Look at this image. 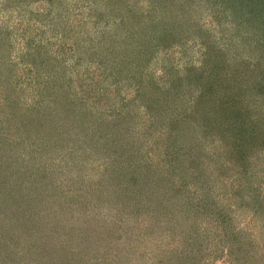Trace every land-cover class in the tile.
Returning <instances> with one entry per match:
<instances>
[{
	"label": "rangeland",
	"instance_id": "rangeland-1",
	"mask_svg": "<svg viewBox=\"0 0 264 264\" xmlns=\"http://www.w3.org/2000/svg\"><path fill=\"white\" fill-rule=\"evenodd\" d=\"M108 1L111 6L107 8L105 4ZM117 1L122 7L121 19L143 17L148 15L151 9L149 0H0V37H5V44H0V174L10 176L12 172L14 173L11 177L8 176L7 185L17 199L20 197V191L25 190L27 195L25 192L23 195L28 199L31 198L32 202L35 200L33 203L37 206L35 204L32 207V202L27 204L30 208L28 210L33 212L30 220L34 223L37 222L35 219L38 216L40 219L47 210H54L53 207L58 205L62 206L63 215L76 218L75 220L69 218L62 223L47 219V223L43 225L46 233L44 240L48 238L53 244L59 241L62 244L59 242L58 251L53 254V251L51 253L48 251V247L43 251L45 257L41 260L38 257L34 259L29 252L30 249L29 251L27 249L39 248L42 245L37 239L34 241L27 237L24 231L22 232L24 235L15 234L10 238L6 237L7 241L5 237H0L1 243L5 242L10 246L7 248L8 254L10 252L12 255L25 258L28 255L31 264H119L121 256L126 258L129 255L127 249L132 252L134 248L132 246V241H135L132 239L134 235L126 228L131 226L139 230L141 225L150 224L149 221H145L147 219H134L132 212L139 205L143 206H140L141 209L146 208L145 203H148L147 211L153 214L158 211L155 208L153 211L150 209L158 203L160 195L155 190L150 191L144 187L145 180L148 181L149 178L142 175L140 167L147 162L154 166H168L166 159L168 145L165 140L166 132L163 130L166 123L157 121L160 118V111L150 98L153 96L161 99L162 89L169 87L170 82L175 79L172 77L175 73L179 77V74H183L187 69H195L199 65L201 67L202 48L193 39L187 41L188 36L186 38L183 35L180 38L181 43L176 44L173 39L170 41L173 46L165 49L154 39L145 36L143 31H138V26L131 29H126L123 25L121 28L118 27L120 18L115 14ZM205 2L202 0V4ZM209 3L212 1L209 0L206 5H202V8L194 12L196 23L199 21L203 29L215 35L225 50L235 47L244 51V45L239 42L242 38L236 34V26L240 24L238 19L233 21L230 15L222 16V13L210 15L212 7ZM48 10L52 11L51 16L57 17L53 19L56 25L51 23L52 18L46 17V14L44 18L42 17V14ZM158 12L159 10L152 16H157ZM174 20L172 19L168 24H172ZM176 21L179 22V19ZM157 29L160 32L162 27ZM178 31L180 30L177 29L173 35ZM132 37L137 40L136 46L150 44V47L139 54L128 53L126 44L132 41ZM235 42L238 45H235ZM109 45L116 47L109 49ZM93 49L100 51L101 59L92 53ZM242 55L244 58L247 57L245 53ZM234 62L230 63L234 64ZM123 66L125 70L129 67L134 70L130 72L122 70L124 75H119L118 68ZM235 68L237 71L241 70L238 64L234 66ZM115 75L118 81H112ZM196 79L194 77L188 80L196 83ZM242 93L243 91L237 92L232 96V101L241 98ZM195 95L197 91L194 89L188 100L193 99ZM255 99L243 103V106L252 103L251 106L256 107L258 102ZM209 104L210 102H207L200 110L210 109ZM120 110L126 113L125 127L120 129L122 133L114 137L116 140L108 145L112 144L110 146L114 147L115 154L122 151L127 155L133 154L134 158L130 163H125L135 167L134 170L137 168V172H134L136 182L133 187L129 186V181H117L119 176L116 174L112 176V171L107 170L110 161H107L104 147L108 145L105 144L104 139L100 140L102 132L112 127L114 124L112 121ZM246 110L250 108L247 107ZM256 111L257 117L262 118L261 111H264V105ZM257 123L260 122L256 120L253 123L254 128L257 127ZM188 129L199 130L201 127L196 122H190ZM87 133L89 136L86 135ZM209 133L212 137L204 143L200 141V148L204 154V157H198L202 163V172L205 170L222 172V183L218 180L213 183L209 193L215 195L220 191L227 195L226 198L230 203L232 202L229 207L233 208L225 207L224 212L234 209L231 211L232 228L236 230H231L232 234L236 232L242 234L245 231L250 234L249 237L253 239L257 251H255L256 255L249 254L255 259L264 260V228H261L260 222L264 220V216L258 214L253 216L254 206L258 203L254 205L248 203L254 197H258L261 201L264 199V156L259 155L251 159L248 174L242 172L235 174L232 168L238 164L231 163L233 158L228 148L221 144L220 139L218 140L214 129H210ZM176 145L175 149H180V145L177 143ZM202 145L207 147L204 148ZM190 153L196 155L194 152ZM177 155L178 159L173 165H176L174 172L180 179V186H184L185 189L193 187L195 189L196 184L191 181V177L183 178L179 175L183 171L179 167L181 164L179 159L182 157ZM35 169L41 174L38 180L22 183L24 189L18 186L21 179L26 176L20 174ZM162 170L165 168L163 167ZM191 170L184 171L189 173ZM243 175L247 177L244 179ZM127 176L133 177L132 174ZM240 179L246 190L241 192L244 200L236 202L231 196L238 193L236 189ZM118 183L122 184L123 188L120 193L118 191L121 186L118 189L116 187ZM37 186L46 187V190L37 192ZM122 193L126 195L125 200L120 201L125 213L116 215L114 211L116 196H121ZM104 195L110 200L103 199ZM58 197L61 202L57 200ZM197 198L198 196H195L194 199ZM132 200L137 201L136 207L130 206ZM124 202H127L126 206ZM183 202L182 199L178 200V205L185 206L186 202ZM2 203L6 205L5 202ZM15 204L11 210L14 209ZM8 215V212L0 211V229L3 226L16 224L17 221L20 223L21 215L14 220H9ZM99 219H102L105 225L119 228L121 237L118 240H122L120 249L123 254L113 249L114 244L102 246L110 240L98 234L100 229L96 228L94 235L87 231L85 224L93 228L94 223ZM157 221L162 220L157 219ZM204 223L203 221L202 224L205 225ZM122 226L125 228L121 230ZM55 228L60 229L54 230ZM148 228L153 229V225L150 224ZM141 230L144 232L143 228ZM61 232L65 234L66 240L60 235ZM167 232L168 228L161 231L164 235ZM206 234L210 235L208 231ZM100 238L104 243L99 242ZM152 239L145 243L140 241L139 251L144 248L152 251L148 255L153 254L155 257L161 247L162 249L175 247L174 249L180 252L189 245V239L185 247L180 236L166 243L163 242L165 240L162 237ZM95 243L99 245L97 250L93 248ZM129 244H132L131 249L128 248ZM87 248L91 254L84 256L83 253ZM104 256L107 262L104 261ZM201 258L199 264H204V261L205 264H229L224 254L210 260ZM112 260L115 261L109 262ZM136 260L137 264H154L150 261L143 262L142 259ZM151 260L153 261V258ZM11 263L8 257L0 255V264ZM121 263L130 264V261Z\"/></svg>",
	"mask_w": 264,
	"mask_h": 264
},
{
	"label": "trees",
	"instance_id": "trees-1",
	"mask_svg": "<svg viewBox=\"0 0 264 264\" xmlns=\"http://www.w3.org/2000/svg\"><path fill=\"white\" fill-rule=\"evenodd\" d=\"M204 1L206 2L202 4V0H173V2L172 0H149L151 9L148 15L143 17L133 16L129 20L127 17L126 19L120 18L122 7L120 6V3H118L119 1H117V11L114 9L116 11V17L120 18L117 25L118 27L121 28L123 25L124 28L131 29L138 26V31H143L145 36L154 39L158 44L165 47V49L173 46L170 43L173 39H175L173 41L176 42V44L182 41L180 38L183 35L186 36V38L188 36L186 39L187 41L193 39L199 43L202 48L201 67L199 65V67L195 69H187L183 74H179V77L178 74L175 73L176 75L174 74L175 76H172L175 77V79L172 78L173 80L170 82L169 87H167V89L164 88L165 86L163 87L164 89H162L161 92L163 96L161 99L153 96L150 98L160 111V118H158L157 121H164L166 123V126H161V128L163 127V130L166 132L165 140L169 147V149L167 147L166 152L168 166L165 167L163 165L165 170H162L163 167L157 165L154 166L149 162L140 166L142 169V175L149 178L148 181L145 180L144 187L150 189V191L155 190L156 193L160 195V200H157L158 203L150 209L153 211L155 208L158 209V211L153 214L152 212L147 211L148 203H145L146 208H144V210L141 209V207H143L141 205L137 207L135 206L137 201H131L130 206L132 205L136 207L132 212L134 219H147L145 221H149V223L153 225V229H149L148 226H150V224L147 223L143 226L141 225L139 230L134 229L131 226L126 228L127 230L132 231L134 235L132 239L135 240L132 241L133 245H128V248L131 249V245L134 248L132 249V252L127 249L129 255H127L126 258L121 256V261L118 260L119 264H122L121 262L125 263L126 261L128 263L130 261V264H137L136 259H142L143 262H154V264H199L202 260L201 257L210 260L211 258H218L223 254L227 256L229 264H264L263 259H261L262 261L257 258L255 259L249 254L256 255L255 251H257L255 243L252 241L253 239H250L249 237L250 234L246 231L242 234H239L238 232L232 234L231 230H234V228H232L233 219L231 211H234V209L226 213L224 212V208L229 207V205L232 204V202L230 203L226 198L227 195H224L218 190L215 195H210L209 193V189L213 187V183H216L217 180L222 183V172L214 170H205L202 172V163L198 158L202 156L204 157L203 151L200 148V141L202 140L204 143L208 138L212 137L209 133L210 129H214L218 140L220 139L221 144L228 148L232 158L236 161L235 162L232 159L231 163L233 165L238 164L232 168L235 174L241 172L248 174L251 167V165H249L251 159L255 157L257 158L259 155L261 157L264 156V111H261L263 112L262 118L257 117L258 112L256 111V109L260 110V107L264 105V0H210L212 1V3H209L212 7V11L209 13L210 15L214 13H222V16L230 15L233 21L238 19V23L240 24H237L236 26V34L242 38L239 42L244 45L243 48L244 51L247 50L246 52L237 50L235 47H231L230 49L226 48L227 50H225L215 35L211 34L210 31L203 29L199 21L196 23L197 19L194 12L196 9L199 10L202 8V5H206L209 0ZM105 6L108 8L111 6V3L108 1ZM157 10H159L158 15L152 16ZM51 12V10H48L46 13L42 14V17L44 18V15L46 14V17L49 16L52 18L51 23L53 22V25H56L53 19L57 17L51 16ZM172 19H179V22L174 20L172 24H168L172 22ZM214 19H217V17H214ZM158 27H162L160 32H158ZM177 29L180 31L173 35ZM4 38V36L0 37L1 45L5 44ZM136 42L137 40H135V37H132V41L126 44L128 45L126 49L128 53L139 54L142 50L150 47V44H144L138 47L135 45ZM139 42H141V40H139ZM235 45H238V43L235 42ZM134 46L135 48H133ZM115 47L116 46L114 45L108 46L109 49H115ZM92 53H95L101 59L100 51L98 49H93ZM244 53L247 54L246 58L242 55ZM231 61H235L234 64L230 63ZM237 64L241 68L239 71H237L238 67L234 69V66ZM123 68L124 66L118 68L119 75H124L122 70L125 69ZM132 69L134 70V68L130 69L129 67L125 71L130 72ZM116 77V75L113 76L112 81H118ZM194 77L197 78L196 83L189 82L188 79ZM194 89L197 91V95H195L193 99L188 100ZM242 91V97L236 98L237 101H232V96L237 94V92L240 93ZM186 96H188V98H186ZM214 97L215 100H213ZM253 99L258 102L256 107H252V103L243 106V103L252 101ZM207 102H210V109L200 110V108L206 105ZM156 106L154 107L156 108ZM247 107L250 108L251 111H247ZM125 114L126 113L122 110L117 112V116L112 121L114 124H112V127H109L111 130L107 129L102 132L100 140L104 139L106 145L113 142V140H116L114 137L122 133L120 132V129L125 127ZM256 120L261 124L257 123V127L254 128L255 124L253 123H255ZM190 122H196L201 129L187 130V126L190 125ZM192 129H194V127ZM86 135L89 136V133ZM176 143L180 145V149H175L177 146ZM110 145L104 147V151L108 157L107 161H110L107 170L110 169L112 171V176H114V174L119 176L117 181H129V186H132L136 182L134 172H137V168L134 170L135 167L133 168L125 163H130L132 158H134L133 154L127 155L125 151L115 154L114 147H111ZM202 147L206 148L207 145H202ZM183 150L185 151L183 152ZM190 152H194L196 155H192ZM177 154L182 157V159H179V161L181 160L179 167L181 171H183L179 175L183 178L191 177V181L194 182V185L196 184L195 189L194 187L192 189H185L184 186H180V179L174 172V167L176 165H173L174 161L178 159ZM187 156L189 158L186 159ZM246 161L248 162L246 163ZM187 169L192 170L189 171V173H185L184 170ZM251 170H253V168ZM164 172L166 173L165 175ZM13 174L14 173L12 172L11 175ZM23 174H26V176L21 179L20 184L18 183V186L22 189H24L22 183H25L28 180H38V177L41 176L38 169H35L34 171H26L20 175ZM127 174H132L133 177H129ZM251 174L252 172L250 175ZM11 175L0 174V211L8 212L9 220H14L21 215V221L20 223L17 221L16 224H11V226H3L2 229H0V237H5V241H7L6 237L10 238L15 234L17 236L24 235L22 233L24 231L27 237L34 241L37 239L42 245L39 248H28L27 251L30 249L29 252L34 259L37 257L40 260L44 259L45 255H43V251H46L49 247L48 251L50 253L53 251V254L58 251L57 245H59V242L62 244L61 241L53 244V241H48V238L44 240L46 233L43 225L47 223V219L62 223L69 218L74 217L63 215L62 206L58 205V207H53L54 210H47L44 215H41L40 219V216H38L37 219H35L37 222L34 223L33 220H30L33 212L29 211L28 209L30 208L27 207L28 202H32V199L25 197L27 195L25 190L20 191V197L18 199L13 195L14 192L12 193L10 187L7 185ZM243 177L245 179L247 176L243 175ZM112 180L114 181V179ZM252 180L254 181V179ZM205 182L208 185L205 184ZM242 182L241 179L237 182L238 188L236 190H238V193L232 194L231 196L236 202H242L244 200L241 192L245 191L246 187L243 186ZM118 184L119 185L116 187L118 189V187L121 186L118 191V193H120L123 188L122 184ZM132 187L129 188L132 189ZM44 190H46V187H38L37 192H42ZM24 192L26 194L25 196L23 195ZM128 194L129 192H127V195ZM107 196L109 195L107 194ZM107 196L105 197L104 195L102 198H107L109 201L110 199ZM195 196H198L197 200L194 199ZM59 197L57 200H60L59 202H61ZM124 197H126L125 193H122L121 196H116V208L114 209L116 215L123 214V212L125 213L124 206L120 202L121 200H125ZM231 198L229 199L231 200ZM6 199L9 201H4ZM180 199L184 201L183 203L186 202L185 206H182L181 204L178 205V200ZM223 201L224 205H222ZM2 202H5L6 205L4 206ZM15 202L16 204L18 202L17 206ZM33 202L31 203L32 207L36 204ZM124 203L126 206L127 202ZM248 203L253 205L258 203V205L254 206L253 216H257V214L259 216H264V199L261 201L258 200V197H254L252 200L248 201ZM14 204L15 207L11 210V207ZM229 208L231 209L233 207L230 206ZM77 211L78 209L76 212ZM77 216L79 217V215ZM25 217L26 220H24ZM75 219L76 218L72 220ZM157 219L162 221H157ZM203 221L205 222V225L202 224ZM260 222L262 223L261 228H264V220ZM40 224H42V227H40ZM85 226L87 231L90 232V234L92 233V235L95 234L96 228L100 229L98 234L104 238L108 237L110 240L109 243H104L102 241L103 239L100 238L99 242L104 243L102 246H112L114 244L115 247L113 249L117 250L118 253L121 252V254H123L122 249H120L122 240H118L121 237L118 232L119 228L105 225V222H103L102 219L95 222L93 228L87 223ZM124 228L125 227L122 226L121 230ZM141 228L144 229V232ZM166 228H168V232L164 235L161 231ZM57 229L60 228H55L54 230ZM206 231H208L209 234L212 233L208 235L206 234ZM115 232H117V234H114ZM137 233H139V235H137ZM60 235L64 239L65 234L61 232ZM177 236L181 237L185 247L188 245L189 239V245L187 248H182L180 252H178V249H174L175 247L171 249H162L163 247H161L154 257L153 254L148 255L152 251L145 250L144 248H141L142 251H139L138 249V243L140 241L145 243L154 237L155 239L157 237H162V239L165 240L163 242L166 243L168 240H174ZM218 236L219 238H217ZM216 239L219 241H216ZM90 246L91 245H89L88 248H90ZM97 246L99 245L95 243L93 248L97 250ZM8 247L10 248L7 243L0 242V255L8 257L12 261L11 264H31V258L28 259V255L25 258L24 256L12 255L10 252L8 254ZM88 248L83 253L84 256L91 254V252L88 251ZM113 249L111 251H113ZM203 255L208 257L206 258ZM152 258L153 261L151 260ZM104 261H108L105 256ZM114 261L115 260L109 262ZM51 262H53V260H51Z\"/></svg>",
	"mask_w": 264,
	"mask_h": 264
}]
</instances>
